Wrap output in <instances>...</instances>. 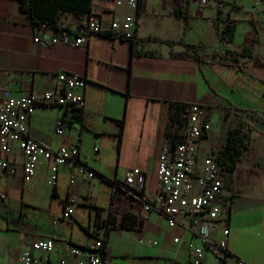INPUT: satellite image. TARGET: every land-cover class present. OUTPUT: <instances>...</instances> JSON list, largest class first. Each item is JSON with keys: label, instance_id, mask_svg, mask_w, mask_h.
<instances>
[{"label": "crops", "instance_id": "0c3cea01", "mask_svg": "<svg viewBox=\"0 0 264 264\" xmlns=\"http://www.w3.org/2000/svg\"><path fill=\"white\" fill-rule=\"evenodd\" d=\"M91 2L46 0L47 10L32 19L19 0H0V94H40L53 87L60 72L86 80L79 129L57 134L67 112L61 107H39L29 118L30 136L52 150L79 140L86 172L62 165L52 186L48 165L42 162L34 178L24 182L23 156L17 151L6 156L16 172L0 168V216L6 220L0 223V264H21L20 252L37 239L86 247L96 237L106 238L107 264H191L198 241L186 228L187 219L176 225L156 213L142 214L135 200L121 197L114 204V197L128 172H137L136 186L145 196L157 194L171 105L193 103L206 109L212 123L211 135L200 143L199 162L209 152L220 154L230 131L245 138L240 162L225 177L221 202L230 210L222 215L219 232L211 234L217 241L229 229V257L220 261L207 249L202 264L235 259L264 264V9L255 11L250 0H210L205 5L200 0H140L135 45L108 35L91 36L80 47L34 42L39 32L47 41L54 34L60 37L46 24L53 15L59 28L72 30L87 19ZM73 172L77 177L70 183ZM12 200L41 212L56 208L61 214L51 224L25 231L10 226ZM67 204L73 223L62 218ZM126 214L142 224L122 228L108 222L110 216L120 222ZM74 223L82 236L75 234ZM64 227L72 229L69 235L62 233ZM63 253L40 264H57Z\"/></svg>", "mask_w": 264, "mask_h": 264}, {"label": "built area", "instance_id": "2783aa9c", "mask_svg": "<svg viewBox=\"0 0 264 264\" xmlns=\"http://www.w3.org/2000/svg\"><path fill=\"white\" fill-rule=\"evenodd\" d=\"M250 1L254 3L255 11L264 9V0ZM208 2L210 0H200L204 5ZM139 7L140 0H92L86 20L72 30L61 33L60 37L54 34L51 41L41 38L39 32L34 42L71 43L80 47L91 36L101 34L133 39L139 28ZM118 9L124 12L118 13ZM85 86L84 77L60 72L55 77L53 87L40 94L19 98L0 94V168L14 174L16 170L6 156L17 151L23 156L24 182L34 178L42 162L48 165L47 182L52 186L56 185L58 169L62 165L75 167L85 173L86 167L79 160V140L64 143L57 150H52L33 139L29 133V118L39 107H61L67 110L66 118L57 125L58 135L62 136L68 128L79 129L85 107ZM171 132L159 155L157 194L153 198L145 196L141 188L137 189V172H128L125 182L116 189L114 204L122 197L139 202L142 214L156 213L176 225H184L187 219L186 228L198 241L192 249L191 264H202L207 249L218 260L226 262L229 257V229H223L217 241L212 239L211 234L219 232L220 219L230 210L228 205L221 202L225 194V177L229 171L220 163L219 153L209 152L199 162L200 143L212 132L206 109L198 103L188 104L181 119L174 118ZM174 133L178 135L176 138ZM76 177L73 172L70 183H74ZM0 196L4 195L0 193ZM72 214V207L65 205L62 218L73 223ZM107 225L104 223L102 228H107ZM61 250L64 253L57 264H107L104 237H96L86 247L55 239H37L30 248L20 252L18 259L21 264L48 263L51 256ZM228 264L245 263L235 259Z\"/></svg>", "mask_w": 264, "mask_h": 264}, {"label": "trees", "instance_id": "16d2710c", "mask_svg": "<svg viewBox=\"0 0 264 264\" xmlns=\"http://www.w3.org/2000/svg\"><path fill=\"white\" fill-rule=\"evenodd\" d=\"M21 4V8L24 12H26L32 19L34 17L40 14H43V10H47L46 8V0H19ZM59 3V2H58ZM57 3V4H58ZM72 6H66V9H71ZM91 7V5H90ZM90 12V8H89ZM52 30L55 31L57 34H61L63 32H68L70 31L67 28H59L55 24V16L53 15L51 17V20H49L46 23ZM101 35H108L112 36L110 34H101ZM126 39V38H124ZM130 40L133 45L136 44V37L133 39H127ZM170 45H173V43H169ZM187 104H172L171 105V119H170V127H172V124L174 122V118H179L181 119V116L184 114L185 109L187 108ZM183 124V123H182ZM181 124V126H183ZM171 130L167 133V136L172 135ZM178 135L177 133H174V137L176 138ZM245 138L244 135L238 131V130H232L230 131L227 142L225 144L224 149L220 152L219 154V161L222 165L225 166V168L229 172H233L238 163L241 160V157L243 155V151L245 149ZM174 143V142H173ZM104 179H106L104 176H102ZM55 192V189H54ZM108 222L112 223L116 227H122V228H131V227H136L140 226L142 224V220H139L136 218V216L132 214H126L124 218L118 222V220L114 219L113 216H110ZM104 242L106 243V238L104 237Z\"/></svg>", "mask_w": 264, "mask_h": 264}, {"label": "rangeland", "instance_id": "374dc122", "mask_svg": "<svg viewBox=\"0 0 264 264\" xmlns=\"http://www.w3.org/2000/svg\"><path fill=\"white\" fill-rule=\"evenodd\" d=\"M19 202L21 203L20 200ZM19 202H15V200L11 201V204H13V209H11L9 213V221L11 227H14V225H19L22 226L25 231H28V229H32V227L35 228V225H38L40 223L49 222L51 224L52 220L58 219V214H61L60 210L56 208L52 209V211L50 212H41L29 207L27 204L21 205ZM0 205L4 206L2 203H0ZM0 223H6V220L5 218H3V216H0ZM64 228L65 229L61 230L62 233L64 235H69L72 229H68V227ZM73 229L75 231V234L78 236H82L84 234V231L80 229L79 226L75 223Z\"/></svg>", "mask_w": 264, "mask_h": 264}]
</instances>
